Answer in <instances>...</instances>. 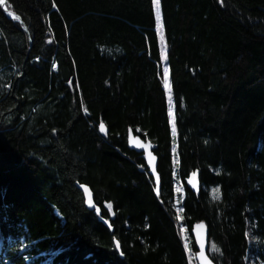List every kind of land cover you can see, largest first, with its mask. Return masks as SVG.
<instances>
[{
	"label": "trees",
	"instance_id": "trees-1",
	"mask_svg": "<svg viewBox=\"0 0 264 264\" xmlns=\"http://www.w3.org/2000/svg\"><path fill=\"white\" fill-rule=\"evenodd\" d=\"M155 7L0 3V264H264V0Z\"/></svg>",
	"mask_w": 264,
	"mask_h": 264
},
{
	"label": "water",
	"instance_id": "water-1",
	"mask_svg": "<svg viewBox=\"0 0 264 264\" xmlns=\"http://www.w3.org/2000/svg\"><path fill=\"white\" fill-rule=\"evenodd\" d=\"M3 8H6V0L1 3ZM7 13H10L6 11ZM12 14V13H10ZM13 15V14H12ZM128 147L138 153H142L145 156L146 164L149 168V173L155 179L157 185L159 186L160 180L158 175V158L154 153L155 146L151 141H145L140 136H136L133 130L128 132ZM79 190L83 193L85 198V205L89 211H95L100 214L99 209L95 203L94 193L89 186L77 184ZM87 189V192L85 191ZM89 194L91 196L92 205L88 203ZM108 229L112 232L114 231L109 221H106L102 217L99 218ZM192 235L197 247V262L198 264H215L209 255V229L205 223H199L194 226L192 230ZM120 250V244L116 241V246Z\"/></svg>",
	"mask_w": 264,
	"mask_h": 264
},
{
	"label": "rangeland",
	"instance_id": "rangeland-1",
	"mask_svg": "<svg viewBox=\"0 0 264 264\" xmlns=\"http://www.w3.org/2000/svg\"><path fill=\"white\" fill-rule=\"evenodd\" d=\"M155 9H156V15H157V19H158V21H160V9H158L157 10V7H155ZM165 85H166V87L167 88H169L170 87V77H169V70L166 68V74H165ZM186 236H185V244L187 245V243H186ZM189 251V254H190V257L192 258V259H194V258H197V256L193 253V252H191L190 250H188Z\"/></svg>",
	"mask_w": 264,
	"mask_h": 264
},
{
	"label": "snow or ice",
	"instance_id": "snow-or-ice-1",
	"mask_svg": "<svg viewBox=\"0 0 264 264\" xmlns=\"http://www.w3.org/2000/svg\"><path fill=\"white\" fill-rule=\"evenodd\" d=\"M3 0H0V3H2ZM155 5L157 7V10L159 9V5H160V0H155ZM100 130L103 132L105 130V126L104 124H100ZM85 191L87 192V189H85ZM89 205H92V200H91V196L89 194V200H88ZM109 208H111V205H108ZM117 247H119V245H117Z\"/></svg>",
	"mask_w": 264,
	"mask_h": 264
}]
</instances>
